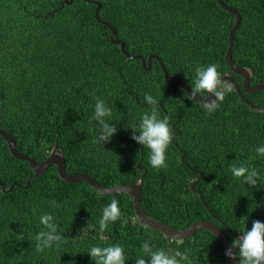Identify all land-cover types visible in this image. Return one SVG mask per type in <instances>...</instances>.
Masks as SVG:
<instances>
[{"label":"trees","instance_id":"1","mask_svg":"<svg viewBox=\"0 0 264 264\" xmlns=\"http://www.w3.org/2000/svg\"><path fill=\"white\" fill-rule=\"evenodd\" d=\"M91 1L102 4L99 17L109 25L96 19L97 5ZM223 1L242 16L233 60L253 71L256 86L264 82V0ZM63 2L0 0V128L16 139L18 151L42 163L58 143L69 174H89L104 187L140 183L145 168L144 212L177 231L207 220L232 242L254 220L264 222V183L252 187L230 171L231 165L244 164L264 178V156L256 153L264 146V113L246 105L233 87L208 112L203 102L165 80L157 60L147 71L111 41L115 28L116 39L125 42L130 55L159 56L170 76L182 75L190 88L195 67L210 64L218 65L221 77L231 76L241 85L243 78L226 59L236 17L217 0ZM146 94L157 100L160 118L169 114L180 120L177 126L169 120V127L182 133L167 149L166 168H153L150 150L132 139L133 127L150 111ZM97 97L112 109L105 122L117 128L103 144L94 142L100 134L93 119ZM245 97L264 108V91ZM199 172L203 178L195 188L209 209L191 188ZM33 174L31 165L14 158L0 136V181L7 188L14 182L25 186ZM113 199L119 202L121 219L100 233L98 221ZM45 213L53 215L65 239L59 247L54 243L37 252L34 237L46 230L39 219ZM145 241L154 251L189 252L182 264H231L211 232L203 229L174 240L141 228L128 194L103 195L86 182L66 183L56 166L32 180L28 189H0V264H95L90 248L115 244L124 248L126 264H136L138 256L148 259L142 251Z\"/></svg>","mask_w":264,"mask_h":264},{"label":"clouds","instance_id":"2","mask_svg":"<svg viewBox=\"0 0 264 264\" xmlns=\"http://www.w3.org/2000/svg\"><path fill=\"white\" fill-rule=\"evenodd\" d=\"M194 72V84L189 95L191 100L197 102L198 97H204L202 94L207 93V97L204 98L208 99L207 102L204 101V107L208 112L215 111L224 101L226 95L232 91V84L221 79V73L216 64L197 66ZM212 96L215 99H210ZM144 100L147 101L150 111L143 113L138 127H133L132 139L150 150L149 162L153 168H166V153L169 145L173 142L175 132L169 127V117L160 118V106L157 100L150 94H146ZM111 114L112 109L105 104L104 100L97 97L93 119L100 125V134L94 142L103 144L110 141L116 134L117 128L113 124L105 122V117H109ZM256 153L264 156V146L257 147ZM253 158L250 157L249 159ZM230 171L235 178H242L246 184L252 187H256L258 181L264 183V178L261 177L257 169H249L244 164L239 166L233 164L230 166ZM50 203L53 207H59L55 201ZM121 215L119 202L113 199L103 209L102 217L98 221L99 232H105L109 223L121 219ZM39 219L46 230H41L35 235V250L43 252L46 248H51L54 243L59 247L65 238L58 232V225L54 223L53 215L45 213ZM124 222L127 223V217H124ZM88 227L95 229L96 225L89 224ZM100 238L103 240V235ZM237 248L238 252L234 251ZM142 251L148 259H145L144 256H138L136 264H182L183 261L189 259V252L187 251H175L174 254L164 249L154 251L148 241L142 244ZM88 253L95 264H126L125 250L119 244L107 247L93 246ZM225 255L231 259L238 257L239 264H264V222L254 220L250 230L246 228L238 239L232 241Z\"/></svg>","mask_w":264,"mask_h":264},{"label":"water","instance_id":"3","mask_svg":"<svg viewBox=\"0 0 264 264\" xmlns=\"http://www.w3.org/2000/svg\"><path fill=\"white\" fill-rule=\"evenodd\" d=\"M187 1H191V0H187ZM72 2H73V0H71V1L64 0L63 3L72 4ZM91 2L94 3L95 5H97L96 11H95L96 19L104 25H109L108 22L101 21V19L99 17V12H100V9L102 8V4L99 3L98 1H91ZM217 2L223 10H225L226 12H228L230 14H233L236 17V21H235L233 27L231 28L230 34H229V46H228V50L226 53V59L229 63V66H230L232 72L235 73L236 75L240 76L241 78H243V84H242V87H240L238 82L233 77H230V76H223V77H221V79L232 84V86L234 87L238 96L246 105H248L250 108H252L256 112L264 113L263 107L255 106L244 95V93L255 94V93H258L259 91H264V83H260L254 87H251V82H252V78H253V71L247 67L239 68L237 66V64L235 63V61L233 60V52L235 49V34H236L237 30L239 29V27L242 23V16H241L239 11L228 6L223 0H217ZM111 31H112V34H111L112 43L115 45H119L121 48V51L129 59L140 60L142 62V66L147 71H149L152 68L153 60H157L160 63V66L164 72L165 80L171 85L177 84L181 90L188 93V96L191 94V88L184 83L183 76L180 74L170 76V74L168 73L163 61L160 59L159 56L150 55L148 58H145L143 55H140V54L130 55L126 51L125 42L122 40L116 39L117 30L115 28H111ZM207 99L208 98L198 97L197 102H203L204 103V101L207 102ZM210 99H215V97L212 96V97H210ZM0 136L7 141L12 156L18 160L27 161L31 165V167L34 171V174L31 175L27 179L25 186L14 182L10 185L9 188H6V185L2 181H0V189L4 193L13 192L15 187L28 189L31 185L32 180H34V179L38 178L39 176H41L42 174H44L52 166H56L57 170H58L59 177L61 178V180H63L66 183L86 182L95 191H97L98 193L103 194V195L128 194L130 197L133 198V205H134V209H135V213H136V218L139 221L141 228L146 227V228H152V229L158 230L159 232H161L166 237H168L170 239H174V240H184L188 237L193 236L198 231L204 229V230L211 232L217 238L220 239V241L222 242V244L225 248V252L232 244V242L230 241V239H229L228 235L225 233V231L211 221H207V220L198 221V222L192 224L191 226H189L188 228H186L185 230L177 231V230L172 229L171 227H169L165 223H163L159 220L153 219L150 216H148L144 212L143 204H142V202H143L144 177L147 173V170L144 167H141L140 163L138 164V168H144V173H143V176L141 178L140 183H129V184H125V185H121V186H115V187H104L102 184H100L95 178H93L89 174H85V173L73 174V175L69 174L67 172V165H66L65 157H64L63 153L60 151L58 143H56L54 145V147L52 148V151L49 154L48 158L44 162L39 163V162H36L33 158H31L29 155L20 153L18 151V148H17L16 139L12 135H10L8 132H6L5 130H3L1 128H0ZM184 158H185V153L182 156L183 161H184ZM202 178H203V174L201 172H199V178L192 184L191 188L193 191H195L199 194L200 199L205 204L207 209H209V207H208V205H207V203L203 197V194L198 189L195 188V186L202 180ZM218 222H221V221L218 220ZM234 251H238V248L235 249ZM228 260L230 261L231 264H239V258L238 257L236 259H231L228 257Z\"/></svg>","mask_w":264,"mask_h":264},{"label":"flooded vegetation","instance_id":"4","mask_svg":"<svg viewBox=\"0 0 264 264\" xmlns=\"http://www.w3.org/2000/svg\"><path fill=\"white\" fill-rule=\"evenodd\" d=\"M187 1V0H186ZM191 1H193V0H191ZM174 75H176V74H174ZM174 75H172V76H174ZM253 79V78H252ZM236 81H237V79H236ZM238 82V81H237ZM262 83H264V82H262ZM238 84H239V82H238ZM242 84H243V80H242ZM242 84L240 85V87H242ZM251 87H254L253 85H252V82H251ZM260 92V91H259ZM255 94H257V93H255ZM244 95H245V93H244ZM252 95V94H251ZM254 95V94H253ZM204 97H206V96H204ZM166 116L167 117H169L170 119L169 120H176V121H174V123H173V125H175V126H177V123L178 122H180V120L179 119H177L178 118V116L177 115H174V116H171V115H169V114H166ZM175 117H177V118H175ZM174 130H175V134H174V137L175 136H178L179 134H181L182 133V131L180 130V128H174ZM142 159H143V152H142ZM142 161V160H141Z\"/></svg>","mask_w":264,"mask_h":264}]
</instances>
